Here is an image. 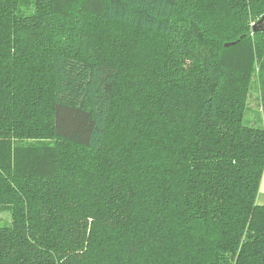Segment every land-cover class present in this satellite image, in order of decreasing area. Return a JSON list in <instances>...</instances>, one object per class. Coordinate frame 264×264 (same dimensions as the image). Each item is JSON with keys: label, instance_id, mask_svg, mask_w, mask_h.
<instances>
[{"label": "trees", "instance_id": "trees-1", "mask_svg": "<svg viewBox=\"0 0 264 264\" xmlns=\"http://www.w3.org/2000/svg\"><path fill=\"white\" fill-rule=\"evenodd\" d=\"M104 13L136 71L0 22V264H264V0Z\"/></svg>", "mask_w": 264, "mask_h": 264}, {"label": "rangeland", "instance_id": "rangeland-1", "mask_svg": "<svg viewBox=\"0 0 264 264\" xmlns=\"http://www.w3.org/2000/svg\"><path fill=\"white\" fill-rule=\"evenodd\" d=\"M104 11L105 0H0V22H18L22 28H25L24 31L34 36L39 34L49 36L51 30L54 44L70 53L76 54L79 51V54L87 60L103 61L104 57L110 60L111 56L103 50L104 45L108 44L111 33L122 35L126 41L124 44L130 50L129 56L126 55L127 60L134 59L129 68L130 73L132 70L136 71L138 61L135 58L139 57V50L136 52L135 41L136 44L151 42L152 36L146 37L140 32L122 27L115 30L113 29L115 27L106 26L108 22L105 20ZM24 31L22 33H26ZM102 34L106 37L104 41L101 38ZM96 36L100 37L98 43ZM155 40L161 45L166 43L165 39L155 38ZM116 57H113L114 61ZM116 60L120 62L119 59ZM117 61L116 64H119ZM122 71L123 66H121V75ZM256 102L254 98L250 99V106L255 107ZM246 122L261 126L255 110L248 113ZM0 224H11L10 213L0 214Z\"/></svg>", "mask_w": 264, "mask_h": 264}, {"label": "water", "instance_id": "water-1", "mask_svg": "<svg viewBox=\"0 0 264 264\" xmlns=\"http://www.w3.org/2000/svg\"><path fill=\"white\" fill-rule=\"evenodd\" d=\"M253 31L255 33L264 32V17L261 18L257 23L254 24ZM238 41H240V40H238ZM234 44L235 43H228V44H226V47H229V46L234 45Z\"/></svg>", "mask_w": 264, "mask_h": 264}, {"label": "crops", "instance_id": "crops-1", "mask_svg": "<svg viewBox=\"0 0 264 264\" xmlns=\"http://www.w3.org/2000/svg\"><path fill=\"white\" fill-rule=\"evenodd\" d=\"M257 202L259 205H264V175L261 181Z\"/></svg>", "mask_w": 264, "mask_h": 264}]
</instances>
